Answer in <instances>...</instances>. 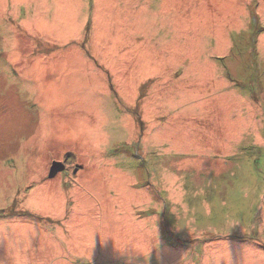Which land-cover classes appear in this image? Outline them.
I'll use <instances>...</instances> for the list:
<instances>
[{
    "label": "rangeland",
    "instance_id": "rangeland-1",
    "mask_svg": "<svg viewBox=\"0 0 264 264\" xmlns=\"http://www.w3.org/2000/svg\"><path fill=\"white\" fill-rule=\"evenodd\" d=\"M0 264H264V0H0Z\"/></svg>",
    "mask_w": 264,
    "mask_h": 264
},
{
    "label": "crops",
    "instance_id": "crops-1",
    "mask_svg": "<svg viewBox=\"0 0 264 264\" xmlns=\"http://www.w3.org/2000/svg\"><path fill=\"white\" fill-rule=\"evenodd\" d=\"M15 1H17V0H15ZM86 2H84V1H82V0H80V7L81 8H84V7H86L87 6V3L89 2V0H85ZM16 3V2H15ZM68 3H71V4H74L75 3V0H68ZM15 6V5H14ZM131 11H132V9L131 8H129V5L128 4H124L123 2H121V6H120V14L122 13L123 15H121V20L123 19L124 21L122 22V25H124V26H140V23H139V21H138V16H136L135 18H133V16L132 15H129V13H131ZM155 12L153 11V14H154ZM128 15H129V18H128ZM157 19L159 18V15L158 14H156V16H155ZM22 18V17H21ZM24 21L25 22H21L22 24H25V25H27V19H26V17H25V19H24ZM132 21V22H131ZM13 22V21H12ZM80 24H81V22H80ZM83 25H85V23H83L82 24V26Z\"/></svg>",
    "mask_w": 264,
    "mask_h": 264
},
{
    "label": "clouds",
    "instance_id": "clouds-1",
    "mask_svg": "<svg viewBox=\"0 0 264 264\" xmlns=\"http://www.w3.org/2000/svg\"><path fill=\"white\" fill-rule=\"evenodd\" d=\"M119 143V140L115 141ZM91 147L97 151H106L108 147H110V143L108 140L103 138H94L91 143Z\"/></svg>",
    "mask_w": 264,
    "mask_h": 264
},
{
    "label": "water",
    "instance_id": "water-1",
    "mask_svg": "<svg viewBox=\"0 0 264 264\" xmlns=\"http://www.w3.org/2000/svg\"><path fill=\"white\" fill-rule=\"evenodd\" d=\"M66 169V165L65 163L61 162V161H53L50 171H49V177L53 178L55 177L59 172H62ZM78 168L75 169V171H77Z\"/></svg>",
    "mask_w": 264,
    "mask_h": 264
},
{
    "label": "flooded vegetation",
    "instance_id": "flooded-vegetation-1",
    "mask_svg": "<svg viewBox=\"0 0 264 264\" xmlns=\"http://www.w3.org/2000/svg\"><path fill=\"white\" fill-rule=\"evenodd\" d=\"M66 165V164H65ZM67 167V166H66ZM63 172V171H62ZM65 172V171H64Z\"/></svg>",
    "mask_w": 264,
    "mask_h": 264
}]
</instances>
